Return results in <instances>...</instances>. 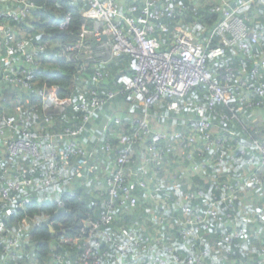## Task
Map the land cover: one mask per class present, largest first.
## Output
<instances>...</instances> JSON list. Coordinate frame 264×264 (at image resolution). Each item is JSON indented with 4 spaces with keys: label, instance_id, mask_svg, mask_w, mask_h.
Returning a JSON list of instances; mask_svg holds the SVG:
<instances>
[{
    "label": "built area",
    "instance_id": "built-area-1",
    "mask_svg": "<svg viewBox=\"0 0 264 264\" xmlns=\"http://www.w3.org/2000/svg\"><path fill=\"white\" fill-rule=\"evenodd\" d=\"M255 1L257 0L232 2L221 0L212 6L211 12L218 14L220 19L208 37L199 40L186 28H177L175 34L172 33L171 41L163 45L158 35L170 32L169 26L164 21L168 20L172 24L176 19V8L173 5L175 0H131L127 4L123 3V0H80L87 5V9L81 14L83 20L81 36L75 44L65 47L63 58L73 63L81 57L85 62L81 70L92 71L90 78L85 80L94 88H79L80 92L87 93V99L78 107L82 114L80 123L75 128L63 129L59 135L47 130L53 125L47 113L51 111L61 113L73 100L59 98L54 88L48 91L45 88L40 95L44 125L40 127L37 135L19 128L17 126L19 118L15 116L0 118V144L4 154L12 159L28 158V165L26 167L18 165L15 171L0 166V202L5 203L9 208L15 202L12 198L13 193L30 192L35 184L33 175L41 166L43 177L38 180L41 188H49L60 182L62 179L58 175L56 163L59 156L56 150L59 147V139L64 146L63 151L60 152L62 160L77 156L85 158L88 157L89 152L92 157L94 150L88 152L81 145L79 136L85 133L86 126L92 123L97 113L120 99L127 104H140L143 106V112L139 119L134 120L137 131L132 138L126 136L122 129L123 119L115 112L106 118L102 128V131L114 126L120 129L117 138L124 151L115 158L119 168L114 170L105 183L109 202L101 211L98 220L89 219L80 229V234L89 232L97 240L84 238L67 241L62 237L60 240L63 244L74 245L78 251L77 258L69 264H102L99 250L102 242L110 244L117 252L118 264H142L143 253L162 246L160 239L155 235H140L126 230L121 233L124 240H119L116 235L103 230V227L113 224L116 214L115 202L131 211L138 205V198L132 193V182L148 192V184L145 180L150 174V169L161 167L165 154L171 152L174 146L180 143H185V146L200 144L206 152L216 148L224 149L225 153H220L214 160V163L219 165L224 164L226 154L233 151L244 156L249 153L240 146L226 147L225 140H214L215 128L212 122L205 118V114L219 103L230 108L231 112L236 107L256 109L264 104V83H259L253 90L239 83H230V77H225L222 83H218L210 69L211 63L223 57L225 48H235L237 52L246 53L259 44V33L249 24V19L239 15ZM123 4H125L124 11H121L119 6ZM181 8L182 6H179L178 13L182 11ZM38 9L33 0H0V17L13 21L31 18ZM88 22H91L89 27H87ZM69 24L70 17L66 16L60 27L66 29ZM15 37L14 34H4L2 38V46L8 62L1 72L0 82L4 81L12 87L30 90L33 76L39 70L34 58L44 46L21 54L22 63L18 61L11 64L9 58L16 51L24 49V43ZM214 37L220 40V45L211 48V40ZM93 42H95L94 46H92ZM115 61H122L125 69L113 77L117 89L107 91L105 82L109 78V73L106 68ZM255 62L256 66L249 74L252 80L258 79L264 72V56ZM198 86L207 88L205 102L203 104L184 102V107L194 112L195 117L185 119L178 118L177 115L162 116L153 114L149 110L160 102L172 100L166 103V107L169 111L178 113L180 107L175 106L174 102L185 100L192 89ZM251 92L260 99L252 100ZM166 122L170 125L164 124ZM179 126L183 128L180 129ZM45 141H48L50 147V153L46 155L42 144H45ZM252 145L258 158L246 159L245 166L254 169L256 175L239 184L222 183L217 189L218 196L214 200H208L211 204L203 214L189 206L188 201L180 205L184 216V228L180 231V236L184 240L195 237L201 226L208 229L209 219L221 222L226 218L234 222L232 232L223 238L222 247L226 249L224 243H228L230 238L247 237L246 227L241 226V222L255 225L262 221L263 212L258 213L252 220L225 214V207L238 200L241 195L250 192V187L264 189L262 178L264 177V141H254ZM137 146L142 147L140 149L145 155L141 158L139 169L132 171L124 166H127L134 157ZM101 150L109 153L111 146L106 144ZM203 168V165H191L190 171L195 174L203 171ZM145 196L152 202L165 204L162 198L153 192H148ZM190 197L200 199L202 195L197 192ZM58 207L62 209L63 204L59 202ZM158 222L162 224V219ZM28 227V222L17 226L13 237L4 245L5 254L0 264L19 262L22 241ZM129 254L132 257L131 261L128 260ZM206 255L207 249L186 259L178 255H172L167 259L162 254H156L150 264H204L203 259ZM261 255L257 264H264V246ZM53 264L68 263L58 256L55 257Z\"/></svg>",
    "mask_w": 264,
    "mask_h": 264
},
{
    "label": "trees",
    "instance_id": "trees-1",
    "mask_svg": "<svg viewBox=\"0 0 264 264\" xmlns=\"http://www.w3.org/2000/svg\"><path fill=\"white\" fill-rule=\"evenodd\" d=\"M33 1L37 4L39 9L33 13L31 18L13 21L9 18L0 17V25L2 27H5L7 23H11L12 28L15 27L19 31L21 29L23 32L22 36H17L7 29L3 31L2 38L4 34H14L16 36L15 38L20 39V41L24 43V49L16 51V53L9 58L11 64L18 61L22 63L23 56L21 54L29 52L33 48L44 46V49L34 58L39 70L33 76V84H31L30 90L14 87L20 91L17 92L15 90L13 95H9L7 90H10L12 86L4 83V81H2L3 84H0V118L15 116L19 118L17 125L19 128H24L31 134L37 135L40 127L44 125L40 95L45 88L47 91L54 88L57 90L56 94L59 98H71L73 100L71 105L66 107L63 112L58 113L51 111L47 113V117L53 123L52 127L47 130L50 133L53 132L59 135L63 132V129L75 128L80 123L82 114L78 107L79 104L87 99V93L85 91L81 93L78 88H94L85 80L86 78H90L92 71L90 69L86 71L81 70L82 66L85 64L81 57L78 61L73 63L63 58L65 47L75 44L80 39L83 24L81 14L87 9V5L81 3L80 0ZM130 1L131 0H123V3L127 4ZM175 1L173 5L176 8V19L172 24L168 20L164 21L165 24L169 26L170 32L169 34L158 35L163 45L168 40L169 42L171 41L172 33L175 34L177 28H186L193 32L199 40L203 37H208L220 19L218 14L211 12L212 6L215 3H219L221 0H209L211 5L206 4L203 6L199 4L198 0ZM225 1L232 2L234 0ZM258 1L259 0L255 1L249 8L242 10L239 15L249 19V24L259 33V44L252 47V49L246 53L237 52L235 48H225L223 57L217 60V62L210 64V69L218 83H222L225 77H230V83H239L250 88V90H253L259 83H264V72L261 73L258 79L252 80L249 78L251 70L256 66L255 61L259 60V55L264 53V40L261 38V34L263 35L264 32V12L260 9L264 4V0L263 2ZM124 5L125 4L119 6L121 11H124ZM178 5L182 6V11L180 13H178ZM66 16L70 17V24L66 29H62L60 27L61 22ZM90 24L91 22H88L87 27H89ZM219 45L220 40L217 37L212 38L210 47L215 48ZM4 61L5 62L0 65V75L5 66H7L8 60L6 54ZM31 68L32 67H29V69ZM124 69V63L122 61H115L106 68L109 73V78L106 79L105 82L107 91H114L117 89L113 77L119 74L120 71H124ZM206 91L207 88L205 86L195 87L185 100L174 102L175 106L180 107L178 115L195 117L194 112L184 107V102L191 101L203 104L205 102L204 97ZM250 97L254 101L260 99L254 92L250 93ZM120 100L122 101V99ZM168 102H172V100L160 102L156 107L149 110L156 115L176 116L177 113L169 111L166 107V103ZM10 103L12 106H10ZM123 104L135 105L136 109H132V111H135L139 115L137 119L141 117L143 112L142 105L127 104L125 102H123ZM8 107L11 113L6 111ZM107 109L108 107L103 108L99 114L104 113ZM258 111L264 113V104H261L256 109L236 107L233 112L223 104H216L205 114V118L212 122L217 131L213 134V139L225 140L224 145L226 147L240 146L249 153L244 156L240 155L237 151H233L232 153L226 154L225 163L219 165L214 163V160L220 153H225V150L222 148H216L211 152H206L200 144L185 146V143H180L179 145H175L171 152L165 154L162 166L159 168L152 167L149 176L145 180L148 184V192H153L161 197L165 204H157L148 200L145 196L148 192L138 188L133 181L132 193L138 198V205L131 211L120 207L118 203L115 202L116 214L113 224L103 227V230L116 235L119 240H124L123 234L120 232L126 230L140 235H156L159 239V235L162 236L164 232V243L160 239L162 241V246L152 248L143 253L142 264H150L151 259L156 254H162L167 259H170L172 255H178L186 259L206 249L207 255L203 259L204 264H257V261H259L262 256L261 250L264 246V234L260 239L262 241H258L257 238L256 240L254 238H249V241L245 242L244 240L248 238L249 230L247 228L249 224L241 222V226L246 227L247 237L230 238L228 243H224L226 249H223V238L228 233L232 232L234 222L226 218L221 222L209 219L208 229L201 226L195 237L184 240L180 236V231L184 228V216L181 212L180 205L188 201L189 206L197 210L198 213L203 214L211 204L208 200H214L218 196L219 193L217 189L222 183L228 182L230 185L239 184L246 181L250 176L256 175L254 169L248 168L245 165L246 159L253 157L256 160L258 158L252 143L254 141H264V126L259 127L260 123L253 121ZM110 114H105V118ZM248 119H251L252 123L250 122V124H248ZM122 123L123 125L126 124L122 128L126 136L132 138L133 134L137 131L134 121L131 120L130 122L128 120L125 123L123 119ZM36 127L38 129H36ZM91 128V124L87 125L85 133L80 135L79 139H83L85 137L84 135L90 131ZM119 130L117 126H114L105 131H99V135L96 136L93 146L87 149L88 152L89 150H94L92 157L90 156V152L88 153L89 158L77 156L75 158L71 157L65 161L62 160L60 152L63 151L64 146L59 142V139V147L56 149L59 152V156L56 163L58 165V175L62 180L49 188H41L38 185V180L43 177V168L41 166L33 175L35 184L30 192L20 194L13 193L12 198H14L15 202L9 208H7L5 203L0 202V216L2 213L4 224L13 226L11 234L7 240L3 241L2 245L0 240V261L5 254L3 252L4 245L13 237L17 226L25 222L29 223L27 230H30L27 233V246L22 250L25 252L24 258H26L28 254L30 256L31 253V264H53L55 257L58 256L68 264L73 262L78 256V251L72 244H63L60 240L61 237L67 241L84 238H91L94 241L97 240V238L90 235L89 232H86L84 235L80 234V229L85 221L89 219L93 221L98 220L101 211L104 210L109 202V195L105 183L114 170L119 168V166L116 165V161L113 159L120 156L124 151V147L119 144V140L116 136ZM147 140L146 138V141ZM41 141L43 142V139H41ZM42 144L44 146V155L49 154L50 147L48 141ZM106 144L111 146V151L109 153L101 150ZM140 148L142 147H136L134 157L131 158L129 164L124 167L132 171H137L136 168L139 169L141 158L145 155V152ZM106 160H112L114 166L112 170L109 169V166L104 168L108 171L106 176H104V180H102L105 184L104 188L100 187L103 183H100L99 180V183H93L92 186L85 183L80 184V182H72L71 185L67 184L69 178L76 173L79 172L86 175L85 172H89L94 163L98 162V165L102 162H106ZM174 162L177 164L179 162V165L181 163H187L190 164V167L191 165H203L204 168L203 171L197 174L195 173L197 176L193 175V184H167L165 180H163L164 176L167 175L169 177L165 168H169ZM226 164H229L230 168L228 167L222 170L221 168ZM18 165H20V167H26L28 165V158L20 157L12 159L7 154L0 151V166H5L15 171ZM97 165L95 166L96 173L99 170V173H102L103 170L100 167L97 169ZM65 166H69L70 171L65 170ZM221 171L225 174L219 176L218 173ZM90 176V174L86 175V177ZM262 178L264 179V177ZM157 179L162 181V188L158 187L157 184H154V186L150 188L151 180ZM172 182L177 183V181ZM197 192L201 193L202 198L191 199L190 196ZM246 194H243V196L241 195L238 200L226 206L225 214H232L239 217V214L249 211V214L254 218L258 213L263 212L262 221L253 225L255 231L260 230L262 232V230L264 231V189L252 186L250 187V192H248V195H250L248 196L249 198L245 197ZM146 200L152 205L157 204L159 206L158 216L155 221L150 223H143L145 217L139 218L138 216L142 211H146L147 214H149L150 211L154 212L153 208H150L148 212L146 209L140 210L141 203L143 204ZM59 202L63 204V212L61 214H58L60 210L58 207ZM145 207L146 206H144V208ZM4 211H7L8 214L4 215ZM174 214H178L180 220L176 225L174 232L175 237L172 238L173 233L170 232V225L171 220L174 219ZM45 217H48V219ZM32 219H34L33 222H31ZM160 219H162V224L158 222ZM131 221L133 222L131 223ZM154 227H156V231L152 232L151 230H153ZM159 231L160 233H158ZM215 235L217 240H219V238L222 239L220 242L221 246L219 245L217 248L221 257L213 262L210 257L212 252L211 239ZM249 245L251 247H249ZM99 250L101 252L102 264H118V254L110 244L102 242ZM128 258L129 261L132 260L130 254ZM18 261V263L7 262L6 264H24L21 259Z\"/></svg>",
    "mask_w": 264,
    "mask_h": 264
},
{
    "label": "rangeland",
    "instance_id": "rangeland-1",
    "mask_svg": "<svg viewBox=\"0 0 264 264\" xmlns=\"http://www.w3.org/2000/svg\"><path fill=\"white\" fill-rule=\"evenodd\" d=\"M198 1H199V4H202V6L203 5H206V4L211 5L209 0L208 1L205 0V2H204V0H198ZM260 9L264 12V4L261 6ZM261 38L264 40V32H263V35L261 34ZM81 93H83V91ZM10 106H12L11 103H10ZM6 111H8V113H11L10 112L11 110L9 111V107L6 109ZM115 114L121 116V113L120 112L115 113ZM124 116H128L130 122H131V120L134 121V120H136L139 117V115L135 111L125 112L124 113ZM261 118H262V116H257L255 114L254 120H257L258 119V123H260V122L263 121ZM124 121L126 123L128 121V119L125 117L124 118ZM248 121H249L248 124H250V122L252 123V120L251 119H248ZM164 124L170 125V123H168V122H166ZM259 127H262V126H259ZM93 129H96V128H93ZM91 134H92L91 139H88L86 141V146H85L86 149H88V148H90V147L93 146V144L95 142L94 140H96V136L99 135V129H97L96 131H94V130L91 129ZM87 136H88V134L85 135V138H87ZM88 141H90L89 142V145L87 144ZM180 161H183V160H180ZM97 163L98 162L94 163V165L92 166L91 170L89 172L87 171L88 173L85 172L86 175L87 174H90L91 175L90 177H86V175L81 174V173L78 172V173H76L75 175H73L72 177L69 178V182L67 184L68 185H71L72 182H80V184L81 183H85V184H87L89 186H92L93 183H99L98 182V177H100V176L99 175H98V177L96 176V169H95V166L97 165ZM228 167H229V164H226L221 169L223 170V169L228 168ZM165 170H166V173L169 175V177L166 175V176H164L163 180H165V182L167 184H170V183L171 184H174V185H176V184L177 185H179V184H186V183H189V184L192 183L193 184L192 177L195 174H192L191 173V171H190V164H187V163L183 164V163H181L179 165V162H178V164L176 162H174V163H172L171 166H169V168L166 167ZM218 174H219V176H221V174H225V173L223 171H221ZM195 176H197V175H195ZM172 181H177V183H173ZM154 184H157L158 187H161V188L163 186L162 181L159 180V179H157V180H151V185L149 187L150 188L153 187ZM146 201H144L143 204L141 203L140 210L146 209L147 212H148L150 210V208H153L155 214L152 211H150L149 214H147L146 211H142L141 214H140V216H139V218L140 217H142V218L145 217L144 220H143V223H150V222L155 221L156 217L158 216L159 206L157 204L152 205L149 201H147V202ZM144 206H146V207L144 208ZM249 213H250L249 211L248 212H245V213H241V214H239V217H241V218H248L249 220H252L253 219V216H251ZM7 214H8V212L7 211H4V215H7ZM173 216H174V219L171 220V225H170V232L173 233L172 238L175 237L174 232H175V229H176V225L178 224V221L180 220L178 214H174ZM3 220H4V217H2V213H1V216H0V240H1V245H2L3 241L7 240V238L11 234L12 227H13V226H9V225L4 224ZM136 224H137V222H136ZM253 225L254 224H249V226L247 228L249 230V232H248V238H246V240H244L245 242L249 241V238H251V239L254 238L255 240L257 238L258 241H262L260 239L262 238V235L264 234V231L263 230H262V232L260 230L259 231H255L254 228H253ZM29 230H27L26 236H25V238H23L22 245H21L22 248L21 249H25V246H27L26 245L28 243L27 242L28 241L27 240V235H28L27 233H28ZM151 231L152 232H155L156 231V227H154L153 230H151ZM159 237L163 241L162 236L159 235ZM219 240H220V238H219ZM219 240H217L216 235L213 236V238L211 239V248H212L211 251L212 252H211L210 257H211V261H213V262L214 261H217L216 259H218V258L221 257V255L217 251V248L219 247V244H220V241ZM168 244H170V243H168ZM249 247H251V246L249 245ZM24 256H25V252H23V250H22V252L20 253V259H21V261L24 264H31V262H32V260L30 258L31 253H30V256H29V254L26 255V258H24Z\"/></svg>",
    "mask_w": 264,
    "mask_h": 264
},
{
    "label": "crops",
    "instance_id": "crops-1",
    "mask_svg": "<svg viewBox=\"0 0 264 264\" xmlns=\"http://www.w3.org/2000/svg\"><path fill=\"white\" fill-rule=\"evenodd\" d=\"M5 29H7V30H9V31H11V32H13L15 35H17V36H22V30L20 29V31L19 30H17L15 27L14 28H12V26H11V23H7L6 24V26L5 27H2L1 25H0V65H2L5 61V51H4V49H3V46H2V34H3V31L5 30ZM167 42H169V40L167 41ZM264 55V53H262V54H260L259 55V58H261L262 56ZM256 56V55H255ZM258 57V56H257ZM80 88V87H79ZM78 88V89H79ZM20 91L19 89H17V88H14V86L13 87H11L10 88V90L8 89L7 91H8V94L10 95V94H12L13 95V92L14 91ZM20 102V101H19ZM16 104V103H15ZM21 107V106H20ZM132 109L134 110V109H136V107H135V105L134 106H132V105H126V104H123V102L121 101V100H118V101H116V102H114L112 105H110L109 107H108V109L104 112V113H102V114H98L97 116H95L94 118H93V121H92V123H91V129L92 130H94V131H96L97 129H99V131H102V128H103V125H104V122H105V120H106V118H105V114L106 115H108V114H110V113H112V112H115V113H118V112H120L121 113V116H122V118L124 119L125 117L129 120V117L128 116H124V113L125 112H128V111H132ZM14 111V110H13ZM256 115L257 116H262V122H260V126H264V113L263 112H261V111H258V112H256ZM141 116H142V114H141ZM177 116L178 117H182V118H189V117H187V116H182V115H178V113H177ZM253 121H256V122H258V119L257 120H253ZM93 128H96V129H93ZM36 129H38L37 127H36ZM217 131L216 130H214V133H216ZM90 133V134H89ZM88 134V136H87V138H83V139H79V141H80V143H81V145L86 149V141L88 140V139H91V136H92V134H91V130L90 131H88L85 135H87ZM94 134V133H93ZM84 135V136H85ZM116 136H117V133H116ZM89 142L90 141H88L87 142V144L89 145ZM87 150V149H86ZM0 151H2L3 152V150H2V147H1V144H0ZM107 159H109V158H107ZM113 160H115V158L113 159ZM103 165H104V167H103ZM106 166H109V169L110 170H112L113 169V166H114V163H113V161L112 160H106V162H102V163H100V164H98L97 165V169H98V167H100L103 171H102V173H99V171L96 173V176L98 177V175L100 176V177H98V180H99V182L100 183H103V184H101V188H104L105 187V184H104V182L102 181V180H104V176H106V174H107V170L106 169H104V168H106ZM64 169L65 170H67V171H70V167L69 166H65L64 167ZM137 170H138V168H136ZM74 174V173H73ZM101 178V179H100ZM150 180V179H149ZM247 195V196H246ZM245 195V197L246 198H249L248 196H250V195H248V193ZM249 200V199H248ZM244 208V207H243ZM141 214V213H140ZM140 214L138 215V216H140ZM133 221H131V223H132ZM143 226V225H142ZM141 228H143V227H141ZM120 233H122V231L120 232ZM158 233H160V231L158 232ZM156 236V235H155ZM157 237V236H156ZM164 237H165V233L163 232V235H162V238H163V243H164ZM159 239V238H158ZM220 242L222 241V239H220L219 240ZM161 244H162V241H161ZM220 246H221V243L219 244Z\"/></svg>",
    "mask_w": 264,
    "mask_h": 264
},
{
    "label": "water",
    "instance_id": "water-1",
    "mask_svg": "<svg viewBox=\"0 0 264 264\" xmlns=\"http://www.w3.org/2000/svg\"><path fill=\"white\" fill-rule=\"evenodd\" d=\"M104 39H105V38H103V40H104ZM94 45H95V42L92 43V46H94ZM62 212H63V209H60L59 212H58V214H61Z\"/></svg>",
    "mask_w": 264,
    "mask_h": 264
}]
</instances>
